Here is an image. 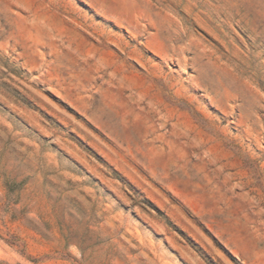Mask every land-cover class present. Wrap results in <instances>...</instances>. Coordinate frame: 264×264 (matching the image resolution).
<instances>
[{"label":"rangeland","instance_id":"rangeland-1","mask_svg":"<svg viewBox=\"0 0 264 264\" xmlns=\"http://www.w3.org/2000/svg\"><path fill=\"white\" fill-rule=\"evenodd\" d=\"M0 264H264V0H0Z\"/></svg>","mask_w":264,"mask_h":264}]
</instances>
